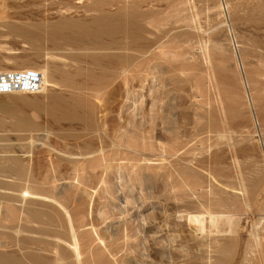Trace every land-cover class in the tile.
<instances>
[{
  "label": "rangeland",
  "instance_id": "374dc122",
  "mask_svg": "<svg viewBox=\"0 0 264 264\" xmlns=\"http://www.w3.org/2000/svg\"><path fill=\"white\" fill-rule=\"evenodd\" d=\"M25 71L0 264H264V0H0V75Z\"/></svg>",
  "mask_w": 264,
  "mask_h": 264
},
{
  "label": "built area",
  "instance_id": "2783aa9c",
  "mask_svg": "<svg viewBox=\"0 0 264 264\" xmlns=\"http://www.w3.org/2000/svg\"><path fill=\"white\" fill-rule=\"evenodd\" d=\"M14 74L0 75V93L19 90L38 92L43 87L42 75L38 72L25 71L18 74L15 78Z\"/></svg>",
  "mask_w": 264,
  "mask_h": 264
},
{
  "label": "bare ground",
  "instance_id": "6f19581e",
  "mask_svg": "<svg viewBox=\"0 0 264 264\" xmlns=\"http://www.w3.org/2000/svg\"><path fill=\"white\" fill-rule=\"evenodd\" d=\"M30 196H34V193L32 194L31 192H29L28 190H25L24 192H23V194H22V198L23 199H27V198H29ZM36 196V195H35ZM60 206H62V205H60ZM63 208V210H64V207H62ZM65 211V210H64ZM207 212V211H206ZM65 214V213H64ZM68 214V213H67ZM205 215V214H204ZM208 216V215H207ZM207 216H206V218H207ZM221 216V215H220ZM224 217H226V215L224 216ZM223 217V218H224ZM228 217V216H227ZM70 218V217H69ZM68 219V218H67ZM203 216L202 215H200V214H191V215H189V217H188V221H189V223H191V224H193V225H195L196 226V228H199V229H201V226H202V224H203ZM221 220V219H220ZM69 221V220H68ZM217 221V220H216ZM224 221V220H223ZM70 222V221H69ZM68 222V223H69ZM228 222V221H227ZM226 222V223H227ZM205 223V222H204ZM210 223L211 224H214L215 223V218L212 216V215H210ZM69 224H71V223H69ZM209 224V223H208ZM207 224V225H208ZM210 224V225H211ZM228 224V223H227ZM69 227H71V226H69ZM203 227V226H202ZM212 228V227H211ZM214 228V227H213ZM216 228V227H215ZM214 228V229H215ZM228 228V227H227ZM70 229H73L72 227L70 228ZM204 229V228H203ZM232 229L234 230V228L232 227ZM197 230V229H196ZM202 230V229H201ZM231 230V229H230ZM232 230V231H233ZM236 230V229H235ZM204 231V230H203ZM212 231V230H211ZM210 231V232H211ZM227 231H229L228 229H227ZM73 232V231H72ZM234 234V233H233ZM73 235V234H72ZM232 235V234H231ZM75 236V235H74ZM73 236V237H74ZM73 239V238H72ZM71 239V240H72ZM75 239V238H74ZM74 242V241H73ZM72 242V243H73ZM70 243H71V241H70ZM69 244V243H68ZM71 245V244H70ZM69 248H70V246H68ZM72 250H73V252H74V254H75V256H76V258L78 259L79 258V256H81V255H79V252H78V245H77V242H74L73 244H72ZM80 259V258H79ZM77 263H79V262H77Z\"/></svg>",
  "mask_w": 264,
  "mask_h": 264
}]
</instances>
